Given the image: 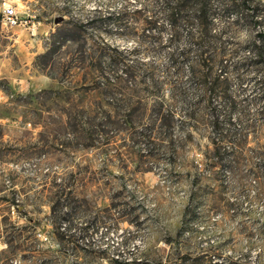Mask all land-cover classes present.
Listing matches in <instances>:
<instances>
[{
	"label": "rangeland",
	"instance_id": "1",
	"mask_svg": "<svg viewBox=\"0 0 264 264\" xmlns=\"http://www.w3.org/2000/svg\"><path fill=\"white\" fill-rule=\"evenodd\" d=\"M256 3L248 21L241 13L215 25L227 58L247 64L243 91L229 77L249 114L244 123L234 113L245 138L235 172L211 168L205 105L196 121L171 100L170 54L184 42L170 44L167 24L160 38L143 33L148 0H0V233L25 227L12 248L0 240V264H264V178L253 176L264 160V101L249 102L263 77L254 42L264 0ZM7 10L16 25L3 21ZM190 67L180 82L197 101ZM116 77L122 95L97 89ZM163 102L161 114L173 105L178 118L170 126L159 121ZM58 199L55 230L49 202Z\"/></svg>",
	"mask_w": 264,
	"mask_h": 264
},
{
	"label": "trees",
	"instance_id": "2",
	"mask_svg": "<svg viewBox=\"0 0 264 264\" xmlns=\"http://www.w3.org/2000/svg\"><path fill=\"white\" fill-rule=\"evenodd\" d=\"M152 4L151 13L146 15L144 19L145 32L157 30L160 38L163 30V24H167L171 29L170 44H180L184 42L183 47H177L175 52L170 54L171 67L175 69L174 74L178 78L171 85V100L176 103L180 101L185 107V115L187 119L196 120L204 119L199 115L202 111V106L205 105L208 120L211 123L215 133V142L217 146L214 150V164L211 168L227 167L235 172L241 168L242 156L239 149L242 147L244 137L235 128L234 113L238 112L242 122L248 121L247 102L239 99L232 90V81L230 74L235 75L237 85L240 90L244 88L247 80L241 74V70L247 65L246 63H237L228 59L230 56L223 41L224 33L216 30V18L226 17L229 15L239 16L241 13H246L250 7H253L252 14H255L261 3H256V0H148ZM256 5V6H254ZM145 13L147 10L143 9ZM141 11L139 13H141ZM218 16V17H217ZM248 14L245 19L248 21ZM260 40L255 41L260 46L257 48V57L261 59L264 55V32H262ZM263 42V44H261ZM183 64H189L191 67V81L195 84L198 100L193 101L187 98L188 94L180 82L183 76ZM256 66L263 68V77L256 80L254 87L260 92L258 99L253 98L249 102L259 104L264 101V62H256ZM125 75L131 78L133 73L129 66H126ZM123 78H104L97 80V89L104 88L106 95H122V80ZM166 103L160 105L161 111H164ZM172 107V108H171ZM173 105L168 106L166 113L158 115L161 125H172L178 120L177 115L173 111ZM114 123V122H112ZM229 146V149L225 147ZM223 146V147H221ZM229 156L233 160H228ZM231 170V171H232ZM253 176L261 180L264 178V160L260 161V166L254 168ZM197 180L193 181L196 184ZM260 184V183H258ZM262 191L260 185L258 187ZM196 194L192 192L190 200L194 202ZM51 211L50 219L55 230L58 229L61 221V200H51L49 202ZM185 216H188V208ZM7 221V220H5ZM13 232L5 238L3 233H0V240L6 245L7 249L18 244L21 240V231L25 227H18L16 223L11 224ZM180 235V233H179ZM118 263V261H116ZM129 264V263H127ZM218 264V263H215Z\"/></svg>",
	"mask_w": 264,
	"mask_h": 264
},
{
	"label": "built area",
	"instance_id": "3",
	"mask_svg": "<svg viewBox=\"0 0 264 264\" xmlns=\"http://www.w3.org/2000/svg\"><path fill=\"white\" fill-rule=\"evenodd\" d=\"M3 21L7 24V25H16L17 24V18L14 14L13 11L11 10H7V12H4L3 14Z\"/></svg>",
	"mask_w": 264,
	"mask_h": 264
},
{
	"label": "water",
	"instance_id": "4",
	"mask_svg": "<svg viewBox=\"0 0 264 264\" xmlns=\"http://www.w3.org/2000/svg\"><path fill=\"white\" fill-rule=\"evenodd\" d=\"M56 22H58V21H56Z\"/></svg>",
	"mask_w": 264,
	"mask_h": 264
}]
</instances>
